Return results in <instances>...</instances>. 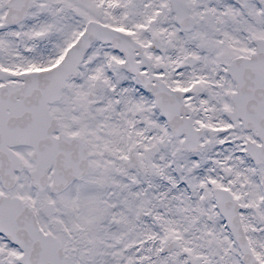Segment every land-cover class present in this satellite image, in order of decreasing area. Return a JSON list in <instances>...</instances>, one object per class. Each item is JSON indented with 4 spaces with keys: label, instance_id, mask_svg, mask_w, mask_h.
Returning <instances> with one entry per match:
<instances>
[{
    "label": "snow or ice",
    "instance_id": "6c2138e0",
    "mask_svg": "<svg viewBox=\"0 0 264 264\" xmlns=\"http://www.w3.org/2000/svg\"><path fill=\"white\" fill-rule=\"evenodd\" d=\"M0 264H264V0H0Z\"/></svg>",
    "mask_w": 264,
    "mask_h": 264
}]
</instances>
